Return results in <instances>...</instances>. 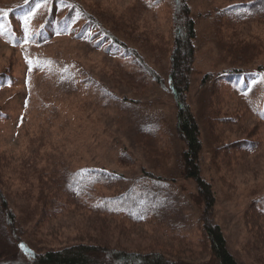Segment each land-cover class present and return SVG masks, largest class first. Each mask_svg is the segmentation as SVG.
Masks as SVG:
<instances>
[{
	"label": "rangeland",
	"instance_id": "obj_1",
	"mask_svg": "<svg viewBox=\"0 0 264 264\" xmlns=\"http://www.w3.org/2000/svg\"><path fill=\"white\" fill-rule=\"evenodd\" d=\"M12 1L16 0H0V6H26L15 12L10 20H0V69L9 68L15 79L12 88L0 87V152L12 154L15 159H32L39 166L48 165L51 170L48 176L54 172L58 179L53 178L58 185L72 181L91 190L95 179H105L106 183L100 182L93 191L86 189L92 197L120 195L131 188L135 191L140 188L135 183L141 178L142 170L164 172L157 168V158L161 156L144 150L146 140L136 133L143 122L150 124L151 117L158 113L162 114L172 133L176 115L172 98L164 91L163 85L150 78L139 62L114 45L94 22L98 18L102 23H97L103 28H115L122 36H119L120 41L138 50L143 64L152 68L162 80L167 71L155 65L150 53L153 47L157 48L163 56L161 65L167 64L172 37L171 8L167 0ZM250 1L253 0L188 2L198 31L189 97L203 141L199 167L215 194L213 223L220 227L228 251L239 264H253L243 214L253 197H249L252 192L257 196L264 195V136L259 151L238 157L240 150L237 147L225 145L242 134L238 127L245 126V133L250 129L248 126L255 127L257 119L252 116L246 125L229 123L221 126L216 120L213 128H208L206 123L202 127L203 102L216 78H209L205 88L201 87V79L206 73H219L231 67V59L222 62L219 46L206 39L210 26L208 18L216 17L218 12L232 5ZM52 2L56 5L54 19H59L62 24L52 30L51 26L46 28L49 34L44 33L43 44H38ZM32 9L38 11L37 20L30 15ZM0 12V17L8 16L2 9ZM238 15H232L239 22L232 29H226L230 31L225 34L226 42L253 37L264 41V21L253 20L246 14ZM89 17L93 19L89 20ZM12 25L16 34L4 33ZM141 40L146 44L143 45ZM255 60L249 64L253 74L238 79L236 97L229 98L228 91L220 94L221 99L214 97V108L220 107L221 114L238 110L245 115L247 102H252L254 109L260 107L262 74H255V69L264 64V57ZM102 97L107 99L106 103L101 101ZM124 98L126 100L121 101ZM208 129L214 131L215 136L223 134L218 137L219 148L224 147L222 155L217 153L219 157L212 154L218 143L209 141ZM163 146H167L166 150L175 149V153L181 150L173 133ZM127 159L128 163H125ZM176 159L169 162L174 163ZM63 164L69 169H66L67 173L61 172ZM177 167L179 169V165ZM108 175L111 178L106 179ZM180 176L177 172L175 182L166 185L171 193L169 200L175 206L171 210L172 221L170 218L163 224L155 220V225H123L108 213H89L75 208L73 213L60 215L49 223L43 220L30 242L38 244L42 250L50 246L56 249L74 243L79 235L84 237L86 234L101 240H115V244L126 243V246L128 243L132 246L153 245L170 256L173 255L169 252L180 249L182 257L192 262L205 260V255L193 245L171 241L169 234L163 233L169 223L191 228L200 220L201 206L196 200L194 186L191 181L181 180ZM24 180L27 184L21 189L36 190L38 181L31 178L30 171ZM9 184L15 185L9 189V195L14 189L19 190L16 180L11 177ZM76 194L73 192L70 196L75 198ZM92 202L96 203L98 210H109L106 205L99 206L95 200ZM110 243L106 244L110 246Z\"/></svg>",
	"mask_w": 264,
	"mask_h": 264
},
{
	"label": "trees",
	"instance_id": "obj_2",
	"mask_svg": "<svg viewBox=\"0 0 264 264\" xmlns=\"http://www.w3.org/2000/svg\"><path fill=\"white\" fill-rule=\"evenodd\" d=\"M19 1L12 2L19 3ZM43 1L50 0H41V2ZM167 2L171 8L172 21L171 51L167 64L162 63L161 65L163 56L157 48L153 47L150 53L154 58L155 65H159L162 70L167 71L166 77L162 80L152 68L143 64V57L138 50L136 51L134 47L130 48L120 41L119 36L121 35L115 28H110V30L103 28L100 25L102 22L98 18L95 21L100 24L94 23L101 28L109 40L115 43L114 45L121 47L126 53L133 56L139 62L140 67L145 69L146 74L163 85L164 91L169 93L176 109L175 125L172 133L176 141L181 144L180 152L175 153V149L166 150L167 146H163L165 141L172 137V133H170V128L161 113L151 117L153 119L150 124L143 122L136 134L144 136L146 140L144 142V150L149 151V153H155L157 157L161 156L157 158L159 160L157 168L164 172L142 170L141 178L135 183V186L140 188H136L135 191L131 188L126 193L123 192L120 195L111 197H92L88 193V191L91 192L96 186L100 185V182L106 183L105 179H95L91 190L89 187H84L79 183H72V181L65 185L63 183L58 185L54 179L57 178L54 172L49 174L52 177L48 176L51 171L48 165L39 166L32 159H15L12 154L0 152V264H239L228 251L227 241L220 227L213 223L216 202L215 194L212 186L202 177L199 167V161L202 158L203 141L200 124L192 113L189 97L192 73L196 61L195 42L198 39L196 23L191 17L189 0H167ZM25 6H0V9L8 15L0 17V20H10V17L15 12L20 11ZM55 9V2H52L47 13L46 23L44 22V29L38 36V44H43V34L47 32L46 28L51 26L50 30H52L62 24L59 19H54ZM37 12L32 9L30 13L35 20L38 19ZM82 12L84 11L82 10ZM233 14H239L238 16L246 14L252 17L253 20L264 21V0H253L248 3L232 5L218 12L216 17L208 18V23H210L211 27L209 26L206 39L219 46L218 50L222 57V62H225L226 58L231 59L229 61L231 67H227V69L219 73H206L203 75L201 87L205 88L207 80L211 77L216 78V82L211 90L206 91L207 96L203 102L201 126L204 127L206 123V125L209 124L208 128H213L212 125L216 123V120L218 121V126H221L220 124L229 123L242 125L249 122L252 116L257 119L258 123L255 124V127L248 126L250 129L245 133V126L238 127L237 130L242 134H238L239 138L225 145V147H237L240 150L238 155L240 157L255 153L262 146L260 140L264 136V64H259L255 69V74H262L263 85L262 101L258 109H254L252 102H247L244 105L245 115L238 110L229 114H221L223 110L220 107L214 108V97L221 99L219 96L221 97L220 94L224 93V91H228L227 95L229 98L236 97L238 79L253 74L252 70L249 69V64L254 59L257 62L258 59L264 57V41L259 37H253L237 42L230 39L231 43H227L225 34L230 32L227 30L229 28L232 29L239 22L238 19L232 17ZM88 19L92 20L93 18L89 17ZM13 26L4 33L16 34ZM120 29L125 30L123 28ZM225 30L227 32H224ZM47 33L49 34V32ZM141 43L143 45L146 44L145 40H141ZM145 48L147 49V46ZM14 82L15 79L9 68L0 69V87L12 88ZM218 91L221 93L218 94ZM124 100L126 99H121V101ZM101 101L106 103L107 99L102 97ZM258 124L261 125V128ZM208 133L209 141L218 143L217 147L212 149V154H221L224 147L219 148L218 137H222L223 134L215 136L214 131L209 129ZM164 151L168 153L167 156H165ZM177 156L179 158L178 164ZM219 156L218 154L216 155V157ZM174 159H176L174 163L169 162V160ZM212 162L215 163L216 161L212 160ZM125 163H128V159ZM62 167L61 172L67 173L68 171H66L67 168L64 167V164ZM29 171L31 172V178H35L38 181L36 190L34 188L28 191L21 189L27 184L24 178ZM157 172L161 175L156 174ZM177 172L180 173L181 180L191 181L194 186L196 200L201 206L200 220L198 224L196 221L191 228L169 223L163 233L169 234L168 237L171 241L193 245L196 250H199L200 254L205 255V260L192 262L189 258L182 257L180 249L176 252H169L173 257L153 245L132 246L128 243L126 246V243L115 244V240L107 239L111 242V245L108 246L106 239L101 240L97 236L90 237L86 234L83 235L85 238L79 237L81 236L79 235L73 241L74 243L70 242L68 245L56 249L50 246L42 250L41 246L30 242L33 233L37 230L39 231V226L43 220L49 223L60 215L73 213L75 208L89 213H108L115 221H119L123 225L127 223L131 224V226L135 224L155 225V220L163 224L165 220L171 218L173 214L171 210L175 207L169 200L171 193L166 185L175 182L174 177ZM10 177L12 180H16V185H19V190L15 191L14 189L11 195H9V189H12L15 185L9 184ZM109 178H111L110 175L106 179ZM33 192H36L35 196ZM73 192H77L75 198L70 196ZM249 197H252V199L243 214L244 223L249 231L247 233L249 238L248 250L253 255V264H264V195L257 196L256 193L252 192ZM12 198L17 202L15 203ZM93 200L97 201L99 206L106 205L109 210L102 208L98 210L96 203L92 202ZM64 201L66 204H63ZM14 209H16V212ZM30 223H32L31 226H28Z\"/></svg>",
	"mask_w": 264,
	"mask_h": 264
}]
</instances>
